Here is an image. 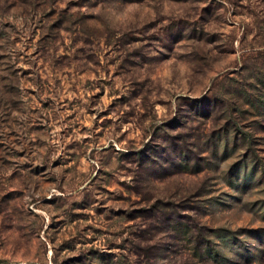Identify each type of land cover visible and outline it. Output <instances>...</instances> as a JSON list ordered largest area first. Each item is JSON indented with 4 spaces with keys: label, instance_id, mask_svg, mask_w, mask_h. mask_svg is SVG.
<instances>
[{
    "label": "rangeland",
    "instance_id": "obj_1",
    "mask_svg": "<svg viewBox=\"0 0 264 264\" xmlns=\"http://www.w3.org/2000/svg\"><path fill=\"white\" fill-rule=\"evenodd\" d=\"M0 264H264V0H0Z\"/></svg>",
    "mask_w": 264,
    "mask_h": 264
}]
</instances>
